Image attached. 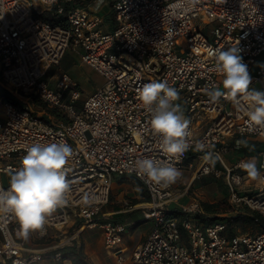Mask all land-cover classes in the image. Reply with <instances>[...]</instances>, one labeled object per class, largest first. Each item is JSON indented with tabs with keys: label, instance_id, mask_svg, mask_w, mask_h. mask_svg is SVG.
<instances>
[{
	"label": "built area",
	"instance_id": "2783aa9c",
	"mask_svg": "<svg viewBox=\"0 0 264 264\" xmlns=\"http://www.w3.org/2000/svg\"><path fill=\"white\" fill-rule=\"evenodd\" d=\"M104 3L0 0V87L19 102L0 96V175L16 171L33 143L65 142L73 148L66 165L67 203L47 216L36 235L47 237L50 230L62 231L74 220L80 229L99 225L104 246L117 264H264V180H258L255 193L239 196L246 174L242 163L248 159L240 157L232 165L223 159L228 142L239 147L237 141L249 136L264 141V126L248 122L249 102L242 95L238 102L221 98L214 103L205 93L221 86L213 53L232 46L239 47L247 66L250 90L257 86L264 91V62L257 63L264 52V0H113L108 31L102 30L104 19L96 13ZM66 6L64 24L41 18L45 10L61 14ZM181 38L187 39L186 48L180 46ZM70 46L80 47L82 61L105 79L83 100L66 72L48 75ZM159 81L178 91L175 103L190 122L188 141L193 148L179 159L162 150L151 131V113L139 99L144 84ZM30 96L63 113L66 122L34 114ZM197 141L208 146L205 151L220 154V167L209 163L205 152L194 150ZM189 153L200 160L196 175L224 174L231 204L245 206V214L260 225V231L230 234L225 220L201 221L197 196L178 206V218L169 204L186 192L145 183L132 169L133 161L144 157L182 169ZM258 157L264 176V150ZM2 159L14 161L2 164ZM121 176H132L143 185L149 201L127 207L153 222L127 257L116 246L132 220H112L102 211L113 179ZM8 186L0 177V189ZM85 194L90 203L84 202ZM74 237L54 247L27 248L14 217L0 211V264H33L49 250H54L53 259L60 260L58 248L71 244Z\"/></svg>",
	"mask_w": 264,
	"mask_h": 264
},
{
	"label": "clouds",
	"instance_id": "9594fccd",
	"mask_svg": "<svg viewBox=\"0 0 264 264\" xmlns=\"http://www.w3.org/2000/svg\"><path fill=\"white\" fill-rule=\"evenodd\" d=\"M239 52L238 46L215 50V69L222 76L221 86L205 89V93L214 103L221 98L238 102L242 95L249 102L248 122L264 126V91L250 90L251 77ZM139 99L151 113V131L165 153L179 159L193 148L188 141L190 122L181 105L175 103L180 97L174 87L167 81L146 83ZM241 143L237 141V146ZM207 147L203 141H197L194 150L205 152V159L214 165L221 159L220 154L205 151ZM72 156L73 148L65 142L33 143L27 147L20 167L10 174L7 190L0 189V211L14 217L24 237L42 230L47 216L67 203L70 183L66 179V165ZM242 167L253 180H264L254 158L243 162ZM132 169L145 183L160 187L170 186L181 175L172 163L153 157L136 159ZM83 199L86 204L91 202L88 194Z\"/></svg>",
	"mask_w": 264,
	"mask_h": 264
},
{
	"label": "rangeland",
	"instance_id": "374dc122",
	"mask_svg": "<svg viewBox=\"0 0 264 264\" xmlns=\"http://www.w3.org/2000/svg\"><path fill=\"white\" fill-rule=\"evenodd\" d=\"M113 0H105L104 5L100 8V10H96V13L101 16V18L104 19L103 25H102V30H107L108 27L111 24V14H112V8L110 6V2ZM210 25L205 28L207 32H209ZM180 46L182 48L187 47V39L186 38H181L180 39ZM81 48L76 46V47H68L66 51L64 52V55L60 62L56 65L51 67V74H59L61 72H66L70 78L78 85V88L81 92V100L86 98L89 94L100 88L104 84V77L92 69L90 66L85 64L81 57ZM264 62V52L258 57L257 63L261 64ZM50 74V75H51ZM254 89L259 90L257 86H254ZM30 106L33 110V113L39 116H42L45 120H52L54 123H62L63 120L65 119L64 114L61 113V118L58 120L52 115H49L46 113L45 109L37 107V105H34L30 101ZM246 141H251L254 144V147L252 149L246 150L244 149V145ZM241 145L239 147H235L232 142H228L226 148L227 151L223 153V159L226 163H230L234 160H237L238 157L243 155L246 157L248 160L250 159H255L258 167V151L260 149L264 150V141L255 138V137H247V139H244L241 141ZM195 156V155H194ZM193 156V157H194ZM192 155L190 156L189 160L193 159L194 167L192 172L196 170V165L198 166L200 163V160H198L196 157L193 158ZM233 158V159H232ZM13 159H2L1 162L2 164H5L6 162H13ZM216 165L220 167L218 161H215ZM181 173L180 178H182L184 181H187L189 176H190V170L187 168L183 169H178ZM12 171L8 172H1V183L2 185L6 186L9 183V178L10 174H12ZM208 176V177H207ZM125 177V178H122ZM201 177V178H200ZM178 179L174 185L178 182ZM196 181L194 183L193 187H190V189H194L196 192V196L198 198V201L200 205L202 206L203 212L198 214L199 219L201 220L202 217H206L208 222H212L217 219H222L225 220L229 229L230 233H255L259 230L260 226L255 225L249 222H243L245 216V212L247 211V208L243 205H238L236 206L235 204H231L230 202V194L227 188V185L225 183V177L224 174H221L220 176H214L212 174L209 175H196L195 178ZM206 180V181H204ZM258 180H253L250 178L247 173L245 174L243 184L240 186L242 191L239 193V196H243L245 194L251 195L255 193L256 186L258 185ZM183 190V186H181ZM196 188V189H195ZM198 188V189H197ZM181 190V189H180ZM197 190H200L198 192ZM191 190L188 189V193L184 196H189ZM203 192V193H202ZM183 196V197H184ZM192 196H195L193 193ZM203 197V198H201ZM204 197H207L208 200L211 202H204ZM207 200V201H208ZM114 201V202H112ZM149 201V197L147 195V192L145 191L143 185L138 181V179L132 177V176H121V177H116L113 179L112 182V189L110 191V196H109V201L107 204H105L102 208L104 211L107 208H111L108 206H114L115 208H129L127 206L132 205L136 203H145ZM127 203V204H125ZM205 205H210L212 206L211 211H206L204 208ZM138 205V204H137ZM243 211V212H241ZM138 213L137 215H134L133 217L137 220H141L144 217L142 214H140V211H138L136 208L133 211V213ZM207 213V214H206ZM125 215V214H122ZM174 215H176L178 218H180L181 213L179 210H176L174 212ZM239 215V217H238ZM203 219V218H202ZM105 220V219H101ZM202 221V220H201ZM204 222V221H203ZM153 225L152 220H145L137 225V227L134 230V234H140L147 232ZM90 229H95L94 232H97L98 234L102 232V229L99 227V225H95L92 227H89ZM79 230V229H78ZM74 229L72 228H66L65 232L61 233L59 238L55 239L56 242L59 244L61 242H64L68 237L71 235L75 234ZM81 236V234H80ZM78 242V239L76 240ZM72 242H74L72 240ZM71 244H68L69 246Z\"/></svg>",
	"mask_w": 264,
	"mask_h": 264
},
{
	"label": "crops",
	"instance_id": "0c3cea01",
	"mask_svg": "<svg viewBox=\"0 0 264 264\" xmlns=\"http://www.w3.org/2000/svg\"><path fill=\"white\" fill-rule=\"evenodd\" d=\"M110 19H111V21H110L111 24L108 27V29L105 31H108L112 28V14H111ZM241 139H247V137H241ZM191 155L193 157L194 153L188 154L187 165H185V167H184V168H187L188 170H190V176H189L188 180L184 181L182 178H180V179H178V182L176 183V185L171 184L173 186V188L176 189V191L186 192L184 195H186L188 193V189L191 190L189 196L183 195L184 197L181 196L176 201L171 202L169 204V208L174 212L178 209V206H180L181 204H187L188 202H190L193 193L195 194V196L197 195L196 192L194 191V189H190V187L194 186V183L196 181V179H194L196 176V174H195L196 170H194V172H192V170H191V169H193V167L195 165L193 163V159L189 160ZM240 157H244V156L240 154V156L238 158H240ZM193 158H195V156ZM235 161L236 160L233 159V161L230 162L229 164L226 162L225 163L227 165H232ZM215 164H216V162H215ZM196 167H197V165H196ZM204 181H206V180H204ZM181 186H183V190H182ZM197 191L199 192L200 190H197ZM200 193H201V191H200ZM201 198H203V197H201ZM202 200H204V202H211L210 200L207 199V197H204V199H202ZM112 202H114V201H112ZM137 204H139V203H136L134 205H137ZM108 207H111V208H107L104 211L102 210L103 214L106 218L116 220V221H124L128 218H130L132 220V223L128 224L126 231L122 234L121 242L116 246L117 249L121 251L122 255L124 257H127L131 254V252L133 251L135 246L138 245L139 243H141L145 239V237L147 236L150 229L147 232L135 235L134 234L135 228L137 227V225L139 223L144 221L143 219L137 220L133 217L134 215L138 214L137 212L133 213V211L135 209L129 210V208H126V207L121 208V209L115 208L114 206H108ZM204 208H205V205H204ZM138 211H140V210H138ZM122 214H125V215H122ZM140 214H141V211H140ZM205 223H209V222H205ZM79 226H80L79 221L71 220L69 222V224L62 231L50 230L48 233V236L42 237V238L38 237L36 235L37 231L31 232L26 237L25 246L27 248H30V249H41V248H46V247H54L56 245H59V243L56 242L55 239L59 238L61 233L65 232L66 228H72L75 231L74 232L75 237L73 239L74 242H71V245H76V247H80V249L83 253V258H84L85 264H117L116 258L114 256V254L112 253V251L106 249L104 246L103 234H101V233L98 234L97 232H94L95 229H90L89 227H86V226L83 227L82 229H80V228H78ZM228 233H230L229 229H228ZM80 234H81V236H80ZM230 234H234V233H230ZM76 238L78 239V242L75 241ZM53 252H54V250L53 251L52 250L47 251L46 254L42 257V259L34 262L33 264H72L71 259H66V258L65 259L61 258L60 260L53 259V257H52ZM24 253L26 254V252H24Z\"/></svg>",
	"mask_w": 264,
	"mask_h": 264
},
{
	"label": "trees",
	"instance_id": "16d2710c",
	"mask_svg": "<svg viewBox=\"0 0 264 264\" xmlns=\"http://www.w3.org/2000/svg\"><path fill=\"white\" fill-rule=\"evenodd\" d=\"M71 4L78 5L79 3L77 1H73ZM67 9H68V6H66L65 12L61 13V14L55 13V11L53 9L45 10L41 14V18L45 21L52 23V24H64L66 22V10ZM50 74H51V69L48 72V75H50ZM0 96H2L4 99L10 100L16 104L19 103L15 97L8 94V92L6 90H4L2 87H0ZM29 99L34 105H37V107L45 109L47 114L52 115L53 117H55L58 120L61 118V115H60L61 113H59V111L57 109L49 108L44 102L36 99L33 96H30ZM63 122H66V119H64ZM243 140L244 139H241V141H243ZM242 145H241V147H242ZM253 147H254V144L251 141L250 142L246 141V143L244 145V149L249 150V149H252ZM261 150L262 149H260L259 151H261ZM122 178H125V177H122ZM205 210L211 211L212 206L205 205ZM173 214H174V212H173ZM238 217H239V215H238ZM202 218H201L202 221H205V222L209 221L206 219V217H202ZM243 218H244L243 222H249V223L257 225L253 221L252 217L247 215ZM260 230H261V227L259 228L258 231H260ZM58 250L61 251V258L71 259L72 264H85V261L83 258V253H82L80 247H76V245H71V246L69 245V246H64V247L58 248Z\"/></svg>",
	"mask_w": 264,
	"mask_h": 264
}]
</instances>
